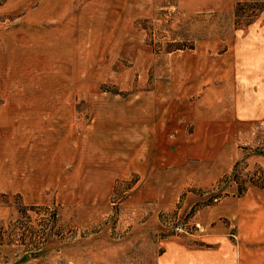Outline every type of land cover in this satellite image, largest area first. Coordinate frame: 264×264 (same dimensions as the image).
<instances>
[{
    "label": "rangeland",
    "instance_id": "374dc122",
    "mask_svg": "<svg viewBox=\"0 0 264 264\" xmlns=\"http://www.w3.org/2000/svg\"><path fill=\"white\" fill-rule=\"evenodd\" d=\"M259 36L264 0H0V264H241L264 117L200 109Z\"/></svg>",
    "mask_w": 264,
    "mask_h": 264
},
{
    "label": "crops",
    "instance_id": "0c3cea01",
    "mask_svg": "<svg viewBox=\"0 0 264 264\" xmlns=\"http://www.w3.org/2000/svg\"><path fill=\"white\" fill-rule=\"evenodd\" d=\"M257 41L259 44H264V36H259ZM258 66L251 68V61L248 72L245 75V83H240L236 87L233 85V96L228 101L220 102L219 94L216 99L202 102L200 115L204 120L210 121H230L232 124L242 122L245 126L254 123L264 117V55L260 56ZM253 65V64H252ZM245 85V86H244ZM210 91H214L211 88ZM225 96L222 97L224 99ZM252 130V129H251ZM254 160V157H251ZM259 161V160H258ZM264 167V158L261 163ZM244 201L246 199H243ZM240 222L239 225V244L238 252L241 254L242 263L246 264L248 253L255 254V262L264 260V210L254 213V219L250 224V232L246 233V213L238 212ZM234 254V247L232 248ZM240 259V258H239Z\"/></svg>",
    "mask_w": 264,
    "mask_h": 264
}]
</instances>
